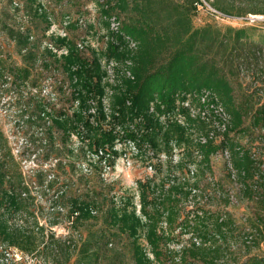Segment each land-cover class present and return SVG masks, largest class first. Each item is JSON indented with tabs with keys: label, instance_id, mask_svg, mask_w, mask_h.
Masks as SVG:
<instances>
[{
	"label": "trees",
	"instance_id": "1",
	"mask_svg": "<svg viewBox=\"0 0 264 264\" xmlns=\"http://www.w3.org/2000/svg\"><path fill=\"white\" fill-rule=\"evenodd\" d=\"M101 5L102 14L107 17L119 14L120 31L137 43L130 53L122 36L109 34L119 42L110 41L109 49L118 61L131 59L132 74V78L123 79L119 91L112 96L109 114L102 102L104 70L97 54L92 58L85 56L67 34L49 35L51 46L39 52L42 42H31L30 31L10 30L11 35L17 36L21 51L27 52L24 59L28 60V64L13 67L10 74L14 78L27 81L31 64L40 55L46 69L53 70L60 65L74 87L73 100L77 106L72 115L55 112L45 104L39 111L38 118L50 150L57 153L55 168L60 170L63 165L61 155H81L67 148L74 132L84 131L83 138L88 145L81 148L83 158L92 157L97 164L106 160L105 153L118 156L115 146L121 141L127 145L129 141L134 142L137 147L146 142L155 151L164 147L169 155L173 152V141L179 146L185 144L187 150L177 163L172 159L166 162L165 179L159 185L154 178L138 181L140 213L130 194L119 196L120 201L112 196L102 203V216L98 201L72 196L67 212L72 226L100 216V225L87 237H81L80 244H74L70 236L62 239L51 231L44 234L45 227L37 217L33 226H28L29 219L23 225L13 224V215L26 214L22 210L27 203L23 193L28 189L22 177L11 176L12 166L4 156L0 157V246L33 253L43 243L42 247L49 249L50 255L61 251L65 261L72 258L70 251L75 247L74 264H264V250L259 245L264 240V156L256 153L258 148L264 154V22L240 27L216 22L197 26L194 20L199 6L204 5L202 0H104ZM211 5L216 11L234 15L219 4ZM35 12L46 22L47 31L51 16L41 7ZM251 12L264 14V10ZM55 49H66L67 53L58 55ZM205 90L211 91L224 106L230 115V124L219 140L201 145L194 143L190 129L206 132L207 125L191 118L180 103L189 99L197 104ZM93 107L95 113L91 112ZM177 115L184 117L185 124L171 118ZM162 116L169 117L165 123L161 122ZM2 138L4 133L0 130ZM138 150L139 156L145 152L142 148ZM223 150L230 152L241 186L238 198L242 194L246 200L242 204L244 216L235 217L228 211L209 214L198 207L182 209L180 201L188 199L192 189H197L196 182L201 176L211 177L208 173L211 157ZM191 165L196 168L193 176ZM107 166L114 164H105L102 171ZM226 169L233 182L231 172ZM166 182L170 184L165 186ZM211 185L216 186L213 180ZM53 186V181L47 183V187ZM213 187L201 191L220 190ZM59 214L53 216L58 219ZM246 227L259 240L256 238L242 254L241 248L235 251L229 244L237 243L245 235ZM176 229H180L179 236L190 235L186 242L173 234ZM124 236L126 245L120 241ZM142 239L154 257L149 256ZM175 240H179L180 246L170 250L167 246Z\"/></svg>",
	"mask_w": 264,
	"mask_h": 264
},
{
	"label": "rangeland",
	"instance_id": "2",
	"mask_svg": "<svg viewBox=\"0 0 264 264\" xmlns=\"http://www.w3.org/2000/svg\"><path fill=\"white\" fill-rule=\"evenodd\" d=\"M202 1L204 5L199 6V12L194 20L197 26L207 22H216L220 25L230 24L240 27L255 21L264 22V14L251 12V10H264V0H210L209 3L205 0ZM101 3H104V0H33V2L31 0H0V130L4 133V138L0 139V157L4 156V159L12 166L11 176L17 179L22 177V181L25 182L24 186L28 189L23 193L27 203L22 210L26 214L23 216L20 213L13 215L12 221L15 225H23V221L26 222L29 219L28 226H33L34 217H37L40 220V225L45 227L44 234L51 231L62 239L70 236L69 239L74 244H80L82 242L81 237H87L90 231L100 225L102 203L111 199L112 196L119 200V196L124 195V193L130 194L134 196L136 205L140 204L137 189L138 181L154 178L156 184L159 185L165 179L167 164L163 163V158L164 155H168L164 147H158L156 151L151 148L152 151H155V154L152 155V152H146L145 146L147 145H143L137 149L142 148L145 151L142 153H147V155L141 156V153L139 156L132 147L121 141L123 143L118 142L115 146L119 152L118 156L114 155V158L108 156L107 153L104 155L102 153L106 160L97 164V161H94L91 156H89L91 158L88 156L83 158L81 148L85 149L88 145L86 139L83 138L85 136V133L83 135L84 131L81 134L74 132L67 142V148L74 149L75 153L81 152V155L79 157L70 156L68 153L61 155L63 165L60 170H57L55 168L58 160L57 153L50 150L42 123L38 118L39 111L41 105L45 104L55 112L72 115L77 106V102L73 100L74 87L60 65L53 70L46 69L40 55L39 60L35 64H31L32 70L27 81L22 78H14V75H11L13 67L17 66L18 68L28 64V60L24 59L27 52L21 51L17 44V36L11 35L10 30L30 31L31 42L35 40L42 42L39 52L43 51L45 47L51 46L48 43L51 41L49 35L66 33L74 43L86 42L85 49L82 50L85 56L92 58L93 55L97 54L98 57H108L115 60L114 52L108 46L111 38L114 37L108 35V27L110 26L108 20L113 16H117L116 20L119 22L122 20L118 13L108 15L109 17L102 14L103 6ZM211 4L213 6L219 4L234 15L229 16L216 11ZM37 7L45 9L51 16V24L47 31L46 22L38 17L35 12ZM72 24L74 27L71 26ZM92 42L98 43V50L92 47ZM63 52L64 49L57 51L58 55ZM122 68V63L119 62L116 73L120 83L124 79L121 73ZM104 76L105 73L102 77V84L106 89V86L109 85L103 82ZM113 89L119 91L120 88L115 86ZM94 99L97 100V98ZM92 104L94 105V103ZM167 118L169 117L165 119L168 120ZM171 118L177 120V116ZM180 119L186 121L182 116ZM189 124L192 126L191 123ZM105 127H108V124H105ZM194 129V127L190 129L192 135L193 132H200L199 128ZM55 135H58V138L61 137L59 132H56ZM172 144L174 155H180L187 150L185 144L179 146L174 141ZM174 149L176 150L174 151ZM256 153L263 158L264 154L258 148ZM108 163L114 164V166L107 167L105 171H102L103 166ZM149 165H152L153 168ZM210 165L211 171L208 173L211 174L216 186L213 187L211 180L203 175L196 182L197 189L213 187L219 188L222 193L212 194L209 200L204 202H201L197 196H189L188 199L180 201V207L186 211L190 210L191 206H195L204 213L228 211L235 217L244 216L242 204H246V200L242 198V194L241 199L238 198V202H235V198L228 197V191L230 189L235 190V186L227 176L224 161L221 157L214 156L210 160ZM50 181L54 182L53 188L47 187V183ZM165 184L168 186L170 183L166 182ZM58 194L59 198H57ZM72 196L98 201L101 215L99 214V217L89 221H82L76 227L72 226L67 218L69 200L73 198ZM60 206L64 209H60ZM138 211L140 212V206L137 207V213H139ZM57 212L61 213L58 219L53 216ZM55 220L58 222L54 223ZM244 232L249 233V236L245 233L237 243L229 244L235 251L241 248L242 254H245L244 249L251 247L257 238L256 233L250 231L248 227L245 228ZM179 233L180 229L173 232L177 238L181 237L186 242L190 235L179 236ZM120 241L124 245L128 243L125 236ZM178 241L170 242L167 247L170 250L178 249L180 246ZM121 242L119 243L120 247L123 245ZM142 243L145 245L143 239ZM42 244H38L34 253L40 258L43 257L47 264H74L75 247L70 251L72 258L65 261L61 251L59 254L56 252L50 255L48 253L50 250H45ZM259 245L264 250V240L259 241ZM126 250L128 251V249ZM46 253L48 254L46 255ZM151 254L154 257L153 253Z\"/></svg>",
	"mask_w": 264,
	"mask_h": 264
},
{
	"label": "built area",
	"instance_id": "3",
	"mask_svg": "<svg viewBox=\"0 0 264 264\" xmlns=\"http://www.w3.org/2000/svg\"><path fill=\"white\" fill-rule=\"evenodd\" d=\"M82 21V20H81ZM109 27H108V35L111 33H115L117 35H120L123 37V41L125 42V46L127 47V49L130 52H133L136 47H137V43L135 40H133L130 36L128 35H123V33L120 31V22L118 20H116V16L111 17L109 20ZM60 35H66V33L64 34H60ZM109 37V36H108ZM112 42L119 44V42L116 40L115 37L111 38ZM94 41V40H93ZM84 42V41H83ZM85 44L86 42L82 43H78V47L80 50L85 49ZM98 43L97 42H92V47L96 48L98 50ZM55 51H57L55 49ZM63 53H67V50L64 49ZM99 62L100 65L102 67V69L104 70L105 76H104V83H108L109 86H106V89H104V94L102 96V102L104 105V108L106 110V112L109 114L110 112V108H111V98L114 95V93L116 92V90L114 91L113 87L117 86L118 88H120L119 86L121 85V83L119 82V80L117 79V73L116 70H118V66H119V62L122 63V69L121 73L123 74L124 78H132V74H131V59H126L124 61H118L117 59H110L108 57H101L99 56ZM185 109H187V113L189 114V116L193 119H198L201 120L203 122L206 123L207 125V130L206 132H193V140L194 143H199L201 145H205L206 143H208L209 141L213 140V141H217L220 139V137L226 132L229 124H230V115L227 113V111L225 110L224 106L219 102L218 98L216 96H214V94L209 91V90H205L203 91L199 102L197 104H192L191 101L185 100L182 101L180 103ZM92 113H95V107H93L91 109ZM182 115H177V121L185 124L183 121V119L181 120L180 117ZM166 117L162 116L161 118V122H166ZM182 118H184L182 116ZM165 119V121H164ZM129 146L132 147L134 149V151H136V153L139 151L137 149V146L134 144V142H130L129 141ZM144 145L146 148V152H152V155L155 154L154 151L151 150L150 146L147 143H144ZM176 149H174L175 151ZM167 154V153H166ZM168 156L164 155L163 158V163H166L168 160L173 161V163H177L180 159V157L183 155V153H181L180 155L176 154L174 155V153H172L171 155L167 154ZM197 155V154H196ZM161 156V155H160ZM198 156L201 157V155L198 153ZM221 157V159L224 161V163L226 164V167L228 168V170L231 172V176H232V180H233V184L235 186V190H229L228 191V197H233L236 199L235 202H238V192H240L241 186L240 183L238 182V177L237 174L232 166V163L230 161V152L228 150H223V151H219L216 154L212 155V157ZM211 157V158H212ZM167 164V163H166ZM150 167L153 168L152 165H149ZM109 168H111L110 166H107ZM196 171L195 165H191L190 166V174L193 176L194 173ZM211 181L213 180V178H211L210 176L208 177ZM208 193H203L200 189H192L191 192V197H196L199 198L201 200V202H204L206 200H209L210 196H212L213 193H222L221 190H215L213 192L207 190ZM235 191V192H234ZM139 196V195H138ZM140 206L141 209V205L137 204V207ZM192 208H196L195 206H191ZM139 212V211H138ZM140 213V212H139ZM145 242V241H144ZM145 248L149 254L150 257H152L151 252L148 248V244L145 242ZM0 264H47L44 260V258H40L38 257L34 252L33 253H27L24 252L18 248L15 247H3L0 246Z\"/></svg>",
	"mask_w": 264,
	"mask_h": 264
}]
</instances>
